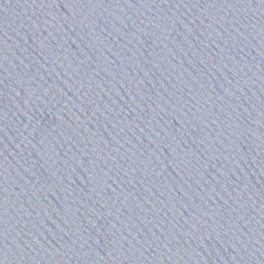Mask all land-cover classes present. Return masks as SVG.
<instances>
[{
	"label": "water",
	"instance_id": "water-1",
	"mask_svg": "<svg viewBox=\"0 0 264 264\" xmlns=\"http://www.w3.org/2000/svg\"><path fill=\"white\" fill-rule=\"evenodd\" d=\"M0 264H264V0H0Z\"/></svg>",
	"mask_w": 264,
	"mask_h": 264
}]
</instances>
